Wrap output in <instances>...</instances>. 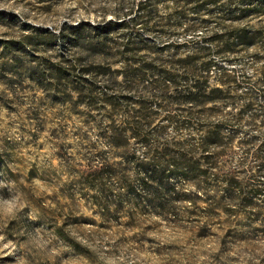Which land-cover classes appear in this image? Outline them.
Instances as JSON below:
<instances>
[{"label":"rangeland","instance_id":"1","mask_svg":"<svg viewBox=\"0 0 264 264\" xmlns=\"http://www.w3.org/2000/svg\"><path fill=\"white\" fill-rule=\"evenodd\" d=\"M0 264H264V0H0Z\"/></svg>","mask_w":264,"mask_h":264},{"label":"trees","instance_id":"2","mask_svg":"<svg viewBox=\"0 0 264 264\" xmlns=\"http://www.w3.org/2000/svg\"><path fill=\"white\" fill-rule=\"evenodd\" d=\"M108 25V24H106ZM111 25V24H109ZM108 27V26H107ZM81 27L78 26L76 28L72 29V32H76L78 31V29H80ZM105 28H100L97 29L96 32V37L99 36V34H106L107 32L105 31ZM100 32V33H98ZM98 35V36H97ZM83 40L87 42V37H82V38H74V39H68L67 43H75L77 40ZM92 38H90L91 40ZM91 53L95 56L98 57L99 60H106V58L109 56L108 53H105V44L104 42H98L96 41V43H92V41H90V45L89 43H87ZM92 44V45H91ZM226 93V90L224 89V85L219 84L218 86H209L208 81L204 78V80H197L194 82V84L189 88L188 92L185 93V96L182 98L181 103L184 104H189V105H195V106H200V107H205L207 105H213L215 103H219L222 102L223 98L222 96ZM127 137L124 135L123 132L120 131H113V133H111L110 135V146L116 149H124L126 146V141H127ZM219 142L218 139V133L216 130H214L213 132H211L208 137L205 139V146H208L210 144H216ZM182 157V161H183ZM181 159V158H180ZM206 160L208 159L207 157L205 158ZM186 168H188L189 172H195L198 170L197 168V164L193 161H189L188 163H186ZM203 172V171H202ZM155 174H157V176L160 177V175L162 174V171H157L154 172Z\"/></svg>","mask_w":264,"mask_h":264}]
</instances>
